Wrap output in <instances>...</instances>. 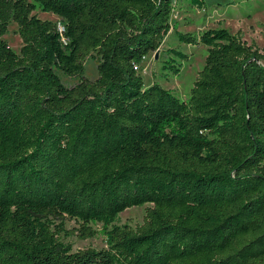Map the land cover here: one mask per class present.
<instances>
[{
  "label": "trees",
  "instance_id": "trees-1",
  "mask_svg": "<svg viewBox=\"0 0 264 264\" xmlns=\"http://www.w3.org/2000/svg\"><path fill=\"white\" fill-rule=\"evenodd\" d=\"M176 1L0 0V264H264V49L179 32ZM172 31L207 48L188 100L139 72ZM145 206L141 225L118 224ZM94 225L106 248L66 242Z\"/></svg>",
  "mask_w": 264,
  "mask_h": 264
},
{
  "label": "rangeland",
  "instance_id": "rangeland-1",
  "mask_svg": "<svg viewBox=\"0 0 264 264\" xmlns=\"http://www.w3.org/2000/svg\"><path fill=\"white\" fill-rule=\"evenodd\" d=\"M205 2L206 9L201 10L191 6L188 0H177L171 19L172 26L179 32L193 33L196 36L210 29H226L232 34L241 32L244 41L264 49V0H205ZM35 14L42 20L61 25V20L53 14L44 13L40 9ZM4 40L13 51L20 54L23 41L15 23L9 27ZM172 49L185 53L189 60L182 64L181 61L174 59L169 53ZM206 58L207 48L205 46L182 44L172 31L161 49L145 58L139 72L144 78L146 87L158 83L180 99L188 100L198 74L205 66ZM170 59L176 61L178 65L182 64L180 74L177 76L164 69ZM60 77L67 86H73L79 82L78 79H71L63 74H60ZM85 77L91 80L98 77L97 65L93 60H88L86 63ZM147 207H136L125 211L120 215L118 224L120 226L130 225L133 228L141 225ZM76 226L75 222L67 223L69 230ZM93 228L98 231L94 239L82 241L76 236H70L66 242L72 243L75 251L106 248V236L102 227L94 225Z\"/></svg>",
  "mask_w": 264,
  "mask_h": 264
},
{
  "label": "built area",
  "instance_id": "built-area-1",
  "mask_svg": "<svg viewBox=\"0 0 264 264\" xmlns=\"http://www.w3.org/2000/svg\"><path fill=\"white\" fill-rule=\"evenodd\" d=\"M138 69V68H137Z\"/></svg>",
  "mask_w": 264,
  "mask_h": 264
}]
</instances>
